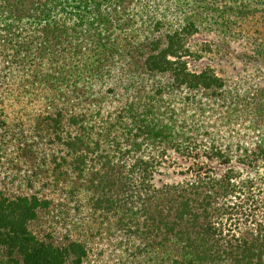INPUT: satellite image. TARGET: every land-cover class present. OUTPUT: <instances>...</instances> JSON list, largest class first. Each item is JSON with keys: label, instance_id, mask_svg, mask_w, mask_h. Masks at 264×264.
Wrapping results in <instances>:
<instances>
[{"label": "trees", "instance_id": "obj_1", "mask_svg": "<svg viewBox=\"0 0 264 264\" xmlns=\"http://www.w3.org/2000/svg\"><path fill=\"white\" fill-rule=\"evenodd\" d=\"M248 1L0 0V264H264Z\"/></svg>", "mask_w": 264, "mask_h": 264}, {"label": "rangeland", "instance_id": "obj_2", "mask_svg": "<svg viewBox=\"0 0 264 264\" xmlns=\"http://www.w3.org/2000/svg\"><path fill=\"white\" fill-rule=\"evenodd\" d=\"M247 6H249L248 8H250L251 10V15L250 16V20H251V25L252 27L248 30L249 33L248 35H246V37L249 36V38H251L252 42H254V40H256L257 42L261 41L264 42V1H259V0H251L250 3L249 1L247 2ZM242 35H244V33H242ZM204 36H208L207 38L214 40L215 36H213V33H210V35L208 33H205ZM245 37V36H244ZM220 37H218V40L221 41V39H219ZM242 42V43H241ZM247 41L245 39H242L240 41H237L236 44L231 43V49L230 50H235V54H237L238 52H241V47L239 44H246ZM209 55L205 56V60H203V64L204 63H209L207 60L209 59ZM208 58V59H207ZM211 59V58H210ZM211 62V61H210ZM222 63L220 65H217L219 63V59L216 58L215 61H212L211 64L212 66H214L217 70H219V68L222 66V68L224 69V71L227 74H234V75H239L241 77H246L251 75V77L253 76L252 71L253 70V66H250L248 69L249 71H244V68H247V66L238 59H235L234 57H231L229 59V61H225L222 60ZM260 63L255 64V66H259ZM264 64L260 65V67H263ZM255 80V79H254ZM260 79H256V81H259ZM263 80V79H262Z\"/></svg>", "mask_w": 264, "mask_h": 264}]
</instances>
